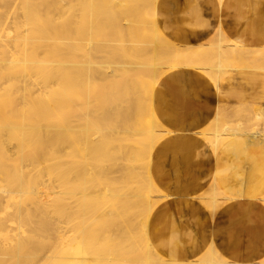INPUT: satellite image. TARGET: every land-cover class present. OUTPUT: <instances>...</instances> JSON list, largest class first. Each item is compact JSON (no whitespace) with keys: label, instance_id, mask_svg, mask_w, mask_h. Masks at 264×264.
Segmentation results:
<instances>
[{"label":"bare ground","instance_id":"obj_1","mask_svg":"<svg viewBox=\"0 0 264 264\" xmlns=\"http://www.w3.org/2000/svg\"><path fill=\"white\" fill-rule=\"evenodd\" d=\"M40 1H42V3H41L42 6L40 5L42 7V10L45 9V10L49 11V13L47 15H41V13H40L41 8H39L40 10L36 9L35 7L29 8V5L27 3H24V5L22 7L23 14L26 17V21L30 25V28H32V29L27 35H21V33H18V30L15 28V32H16L15 37L16 38H15V44L13 46L14 50H12L13 51L12 53H15V54H14V56L11 55V57L8 56L12 60H10V59L8 60V58L5 57L7 47L2 45V44L0 46V176L2 174V177H3L2 181L4 182L3 183L1 181L4 184V186L2 185L3 188L1 187L0 191L4 194L7 193V196L6 195L3 197L0 196V205H3V202L5 200L10 201L11 197H14L13 199H15V200L14 201L11 200L12 202L10 201V207L14 206V204H12V203H14L16 201V199L19 198V197L17 198V193H18L17 191H19L21 188H23L22 190L24 191V187H25V189H26L25 192H22V190H21L22 193L21 192L20 193L23 195L28 194L29 203H27L23 208L17 209V214H19L21 216L24 214L26 216L25 222L32 224L34 222L33 218H42L45 216L54 215V214L58 213V214L64 215V216H62V218L65 217L64 222H66L67 220H69L70 222L73 221L74 222L73 225H77L78 230H80V228L82 227L83 233H77L76 231H72V233L69 237H67V236H60L59 237L58 234H55V237H56L55 248L49 253L50 249H48L46 251L43 250V247L45 246V244H47V242H44L42 239L36 240L34 243L29 244L27 239H29L30 235H28L25 238H22L21 234L16 233V235L13 237L14 233L10 232V234L12 233V236L9 235V233H8V234L0 237V264H1V262L5 261V259H6L5 263L7 262L8 259H11V263L13 262L12 264H20L17 261L19 254L20 255L22 254V256L24 255V257L19 256L20 257L19 260H21V258H24V259H26L25 261H33L36 264H38L43 259H46V261L48 262L47 264H103V263H106V264H121V263H125V264H262L259 262L254 263L253 261H246V260H228V259L222 257L214 249L215 247L209 248V249L207 248V250L205 252L199 254L198 257H196V258L192 257L191 259L189 258V259L184 260V261L172 259L169 256H167L166 254L159 253L151 242L149 231H148V223H149V219H150V216H151L153 210L159 205V203L166 196H163L164 194L162 192H160L161 193L160 197H158L157 195H155V196H157L156 198H154L155 196L147 197L146 196L147 193H146V195H143V194H141V192L140 193L138 192L133 181L130 182V184L133 183L134 188H136V192L133 193V191H131V193H129L130 189H129V191H126L124 189L125 190V192H124L123 191V183L124 182L126 183V179H129L128 177H130V176H132V174H134V172L130 171L131 169H133L132 165L129 163L130 159H126L128 156H130V153H132V152L137 153V150H138V153L140 151L143 152V151L148 150L150 152V155H151V152L155 149L157 144L160 142V141H158L159 138H161L162 135L167 136L168 134H170V132L166 131L162 127L160 122L158 121L156 114H155V111H154V107H153V94H154L155 88H156L158 82L161 80V78L164 75H166L170 72H173L175 70L181 69V68L197 69V70L201 71L203 74H205L207 77L212 79V82L215 86V89L217 90V89H219L221 82L229 74H231L234 71H238L240 69H244L247 67L243 64L242 66H244V68H240L242 66H239V63L241 65L242 61H244V60L246 61L247 58L249 59L251 57H254L255 54H253V53H255V52H260V54H264V47L259 48V49H252V48L243 47L240 44H235L233 46L230 43L227 44V41L229 42V40L226 38L224 32L221 29L214 31L212 37L210 39H208V41L206 43L203 42V44H201L199 46L188 47V46H182L181 44L180 45L176 44V43L172 42L171 40H169L168 38H166L161 33V31L159 30V27L157 26V23L155 21V5H156L158 0H102V1L100 0V2H101L100 10L102 12L101 14H104V16H105V17L103 16L104 18H101L100 14H99V16H100V18H99L97 12L94 13L95 9H97V8L94 9V6L97 5V2H99L98 0H85V2L87 1V7L85 6L86 7L85 9H87V10L90 9L91 13H90V10H89V12H87V10H86V12L88 14L90 13L88 16V19H89L88 23L85 21L86 18L85 17L83 18L84 15L82 14L83 15V16H81L83 18L82 21L84 23L86 22L87 24H85V27H80L79 24L81 25V24H83V22L82 21L80 23L77 22L80 30H78L79 29V28L77 29L78 26L75 25V23H76L74 21L75 18L73 19L70 16L69 17H65L66 15H63L64 17L59 16L57 19H55V21L52 20L53 23H49V24L46 23V21L44 20V18L48 17V15L51 12H54L55 10H58L60 8L65 7L64 6L65 4H67V7H68L69 3L65 2L64 0H40ZM95 1H96V3H95ZM218 1L221 2V0H218ZM85 2H81V3L83 4ZM176 3H177L176 5H178V1ZM89 5H90V8H89ZM83 10H84V8H83ZM78 14L79 13H77V15ZM105 14H107V15H105ZM170 15H171V13H170ZM78 18H80L79 15H78ZM102 19H104V20H102ZM80 20L81 19H79V21ZM105 20L107 21V23L109 20L108 26L110 28H108V29L110 31L107 28H106V31L108 30V32H110V33L107 32V34H106L105 33L106 31L102 32V33L105 35V37L108 34H110L109 37L107 36L105 39H107V38L113 39L117 43L116 45L120 48H118V47L114 48L115 50L117 49L116 51H112L114 49H110V51H108V48H109L108 45L109 46L111 45V47H112L115 45V42L113 43V41L111 42L109 40L108 41L106 40L107 43L110 42L109 44H107L104 37H103L104 36L103 34H102L103 36L101 37V32H100V35L98 34L96 36L100 37L101 40L100 39L99 40L101 41V43L103 42L102 39H104L105 44L102 43L101 45H99L100 43L98 44L97 39H94L96 37V36H94L95 32L97 30H99L101 24ZM159 20H160V17H159ZM106 21L104 22L105 24H106ZM160 21H162V20H160ZM148 24L152 25L151 27L153 29V32L156 34V36H158L161 40H163L161 42L158 41L159 42L158 45H156L155 47L153 46V48L151 50L145 48L147 44L142 45L144 43L143 39L139 38V36L137 34H135V33H137L136 30L141 31L142 34H145L146 27H147V29L149 27ZM102 27H104L103 29H105V27H107V26L102 25ZM111 28H112V32L113 31L115 32V30H116L115 33L113 32L112 38H110L112 36L111 35V33H112ZM113 28H114V30H113ZM76 29L78 32L77 34L75 31ZM103 29H102V31H103ZM124 29L126 31H131L130 33H127L125 31L127 33V37L126 36L124 37V35H123ZM100 30H101V28H100ZM149 30H150V27H149ZM146 31H148V30H146ZM97 33H98V31H97ZM116 33L119 36L122 35V37H120L121 39H119V37ZM74 34H76L77 37H75ZM114 34H115V36H114ZM149 35H150V33H149ZM187 36H188V34H187ZM148 38L150 39L151 37L148 36ZM154 38H155V36L153 37V39ZM195 38H196V36H195ZM197 38H198V36H197ZM116 39H119L118 41H120V42H117ZM149 39H148V41H149ZM193 39H194V37H193ZM121 40H122V42H121ZM152 40L150 39L151 43L153 42ZM62 42L67 44L64 46H67L65 52L67 51L68 57H70L69 55L72 53L73 49L75 50V48H77V50L79 52V56L81 57V62L78 63V65H77V66H79L78 69H80V71H81L80 72L81 75H79V76H81V79L78 80L79 81L78 85H70V88H71L70 93H72V95H74L75 93L77 94V92H80L78 95V98H77L78 102H75V104H77V106H79V108L83 107L85 109L84 110L81 109L82 111H84V112H82V114H81V111L79 110V108H76V106H75V108H76V110L78 109V111H76L74 109H71V110H74V114H77V113H75V111L78 113L80 111V114L82 115V117H80L79 120H82V121L84 120V122L87 120L86 121L87 122V124H86L87 128L90 127L88 132L90 131V129H92V128L94 129L93 125H88V123L90 124V122H92V119H93L92 118L93 115H91L92 119H90L89 111L91 112L93 110V113H96V111H98L99 109L95 110L93 107V109L88 110L90 108H88V109L86 108L87 98H91L89 96V94L93 93V92H91L92 90L96 91L95 89L98 87L102 88L105 85H107V86L110 85L112 88L114 86H117L114 89V92H116V90H118V88H119L120 93L119 92L118 93L116 92V93L122 94L121 96L123 97L122 98L123 102L125 103V101H126L125 104L127 106L125 104L124 105H125V108L127 110H129V111L132 109L140 110L141 108H143L144 110L142 109L141 111H145V112H143V113H145V115H146V112H148L146 117L149 115V119L147 118L148 119L147 121H145V118L143 119L145 122H143L142 120L139 121V122L143 123L140 126V130L143 132H141L140 130H137V132L139 131L137 133L136 130H134V131L129 130L130 132H132L130 134V132H127L128 129L125 130L123 127H121L122 128L121 131L127 132V135H133L134 136L136 134H143V135L145 134L146 138H147V135H148V138L150 136L156 138V140L154 139V141L151 143V145H148V143H147L148 146L144 145L143 147H141V146H139V144H137L139 146V147L136 146L137 149H136V147H134V148H131L129 150H127V149L124 150L123 146L120 145L121 147H119L118 150L120 152L122 151L124 154V156H123V158H121V160L122 159L123 160L125 159V160L120 161L119 163H117L116 165H113V166H112V164L114 162H112V164L110 163L111 165H110V167H108V169L105 167H107L109 165L106 164V166H105V164L103 163L105 166L104 167L103 165L100 164L101 167L103 166L105 169H107V172H106V174H104L103 172L100 171L102 169L99 168L98 173L100 175H101V173L104 175L100 176L97 173L98 176H100V177H97V174H96L94 176V178L96 177L95 181H92V180L88 181L87 180L88 179V173H89L88 169L90 170V169H93L96 167V166L93 167L92 165H90L89 162L91 163V161H93L95 163V161H96L95 164H97V160H94L93 158L94 157L97 158L99 155L97 156V153H96V156H95V154L93 152H91L94 155V157L92 158V154L90 153V151L93 150L92 149V147H94L93 143H96V141H94V142L92 141V139L94 137L92 139H90V138H88V135L86 136V134L88 133L86 131V128L84 129L86 134L84 133L85 136L83 135L85 138V142H84V140L82 142L85 144V151H86V149L88 150L86 153L88 157H84L85 158L84 160L81 159L82 160L81 162H83L82 165L78 166L75 164V166H76L75 168H74V166L71 167V165H69L70 163L69 164L67 163V167L70 166L69 170L63 164L64 167L67 169V172H69L68 174L65 171L64 167H63L64 170L62 171L61 166L58 164L53 166V167H49V166H45V168L43 167V161H45V163H47L46 162L47 160L48 161L51 160V159L50 160L48 159V153H49L48 150L44 151L43 148L45 145H47V144L50 145L53 143V141L55 139L53 135L50 134L49 139H46L47 141L46 140L42 141V139L39 136H37L34 139H30V140L27 137L28 136L27 134H29V132L34 131V128L36 127V125L38 123L45 122V121H51L52 117L57 116L58 111H60L62 109L64 110V108H70L73 105L72 103H74L73 101L75 100V97L73 96L74 97L73 101H72L73 98L69 99V97H71L72 95L65 92L66 86L59 82V80H61L62 76H63L62 72H64V71H62V69H63L62 66H64V65L68 66L72 62L63 63L62 60H60L59 58L56 57L57 60L59 59L62 62V64H64V65H62L58 61L57 62L59 64L57 62L55 63L54 59H53L52 61L56 64V66L50 67L52 64L51 62L48 61V63H45L47 61H44V60L40 61L41 59L39 60V57L49 59V57L54 52L56 53V54H54V56H58V57H61L63 55L65 56V54H62V52H63ZM154 42H155V40H154ZM188 42H190V41H188ZM57 43H59V44L57 45ZM120 43L123 45L122 48H121L122 45ZM211 43H213V44L215 43L214 47L207 46V45H210ZM119 44H120V46H119ZM56 45L59 48V50L56 49V47H55ZM139 46L140 47L142 46L141 48H144L145 51H144V49L139 48ZM52 47H53V52H50V48H52ZM204 48L209 49L210 51H213L212 52L213 55L210 53L211 58H213V60L211 62H209V66L205 65V62H206L205 60H202L203 62L205 61L204 64H203V62L201 63L199 61L200 58L203 56V54H206L205 53L206 50ZM118 49H120V50H118ZM139 49H140V51L141 50L144 51V52L141 51V52H143V54L141 53L142 56L144 54H146V56H148L147 62H146V60L141 61V58H139L140 54H136L139 51ZM117 51H119V53L121 52L120 53L121 57L118 56V54H115ZM75 53H77V52H75ZM134 53L139 56V57L137 56L136 59H140V61L136 60L134 58L131 59L132 56H134ZM130 54H132V55L130 56ZM7 55H9V54H7ZM73 56H74V54H73ZM77 56H78V53H77ZM4 57H5V60H3ZM244 57L246 59H243ZM75 58H76V56H75ZM75 58H74V62H76ZM204 58L205 57L203 56V59ZM263 58H264V55H263ZM6 59L9 62L6 61ZM66 59L68 60V58H66ZM69 60H71V59L69 58ZM133 60H135L136 63H135V61L133 63ZM64 62H65V60H64ZM74 62L71 64V66H68V67L71 68L73 66V69L74 68L76 69L77 66H76V64L74 65ZM142 62H144V63L146 62V63L142 64ZM252 62L254 63V61H252ZM255 62H256V60H255ZM242 63H244V62H242ZM253 63L248 62V64H253ZM258 63H260V62H258ZM206 64H207V62H206ZM254 64L252 65V68H253V66H256ZM256 64H257V62H256ZM249 67L250 66H248V68ZM144 68H146V70L148 71V72L145 71V73H144V74H146V72L148 73L145 75V76H148L147 78H145V76H144L145 80L140 79L138 76V75H140L139 74L140 71ZM147 68H149V69H147ZM256 70H257V67H256ZM77 71H79V70H77ZM70 72H69V74H70ZM13 73L17 74V75L15 74L16 77L9 76ZM76 73L78 75V72H76ZM65 74H64V76L67 77L68 74L67 75H65ZM72 75H73V73H72ZM72 75H70V76H72ZM31 79H34L32 83H34L35 80L37 79V83H39V85L42 87L41 88L42 90H40V88H39L40 86L38 85V87H37L35 84L36 82L34 83L35 85L31 83V86L34 85V88L32 87L33 89L38 88L37 92H39V90H40L41 94L38 96L35 95V93H37V92H35L33 97H31L32 95L30 94V92H32V91H30V89L28 90L27 86L25 85V84H27V82H29V81L31 82L32 81ZM53 79L55 81H53ZM51 80L53 82L52 85H54V83H55V86H53V87H55L56 90H54L55 88L51 87ZM74 80H75V78H74ZM65 81H67V79ZM61 82H62V80H61ZM70 82H71V79H70ZM72 82H75V81H72ZM99 82L101 84H103L102 87L100 86V84L98 87H96V85H98ZM18 83H21V85H22V86L20 85L22 88H20L21 91L19 94H21V92L24 93L21 96L22 98L19 97L20 98L19 100L21 102H20V105L19 104L18 105L20 106V108H17L18 105H16V106L10 105L11 103H9V101H7L10 99L12 100L11 97L14 95L13 94L14 92H10L11 93L10 94V93H8L9 91H11V90L15 91V96H16V90L19 88ZM65 84L67 85V82H65ZM69 84H71V83H69ZM112 88L109 87L108 89L112 90ZM84 89H85V91H87L86 94H85ZM67 90L69 91V89H67ZM81 90L84 91V93L83 92L81 93ZM18 91H19V89H18ZM103 91H104V88H103ZM26 92H28V94ZM106 92H108L109 94H112V95L116 94L114 92L110 93L109 91H105L104 94ZM25 93L27 95H25ZM98 93H95L94 95H96ZM80 94H82V95H80ZM106 94L103 95V92L101 93L100 96L103 95V99L101 98L102 100H101V103H99V105L100 104H102V106L104 105L102 101L104 100V96H106L105 101L107 102L108 105L112 100H113V103L115 104L112 106V103H111V105H109V106L114 108V109H111L108 106L111 109V110L110 109L109 110L111 112H113V111L115 112V109L117 107L116 103H119L118 106L119 105L121 106V102H119L121 100V96L119 97L120 100L116 102L114 100L115 99L117 100L118 96H112V95H109V94L106 95ZM17 95H18V93H17ZM15 96H13V97H15ZM34 96H37V97H34ZM109 96H112L114 98L116 97V98L115 99L113 98L112 100H110V98H108ZM66 97H68V99ZM97 97H98V95H96V98H94V96H92V98H91L92 100L90 102L91 103L93 101L95 102L97 100ZM107 98L109 100H107ZM15 100H16V102L18 101L16 98H15ZM88 101H89V99H88ZM16 102H15V104H16ZM90 102H87L88 104H90L88 106H91ZM140 104H143V107L140 108ZM93 106H95V105H93ZM144 106H147L146 110H145ZM254 108L257 111L254 112L253 114H251L250 120L249 119L248 120L246 119V120H247V122L248 121L250 122L253 120L258 126L263 127L264 126V109L261 107H257V106H254ZM105 109H106V107H105ZM24 110L26 113L28 111L29 115L34 116L33 119L35 120V122L32 124L31 128H29L30 125L27 122L26 123L29 125V127L26 126L27 129L24 127V125L26 123L25 124L22 123L24 121L23 116L25 115ZM68 110H70V109H68ZM102 110H103V108H102ZM102 110H99L98 112H100V111L102 112ZM104 110L102 113H104L105 111L109 112V110H107V109L105 111ZM120 110H121V108H120ZM129 111L127 112L128 114H126V112L125 113L123 112L124 119H126L125 114H126V117L128 116L127 118H129V119H130V117H132V116L129 117V115H130ZM67 112H69V111H67ZM101 112H100V114L102 115ZM108 112H106V113H108ZM222 112L223 111L221 109H219L216 116L215 117L213 116L214 120L212 122L210 121L213 124L212 128H210L211 127L210 126L206 129L202 130L201 132L197 133L207 143V145L209 146V148L211 149V151L214 155V159H212L210 162H208L205 166L211 167L213 165H216L218 162H220L222 160L220 155L218 156L219 149H226V150L230 149V150L234 151L233 154L236 155L237 153L241 152V149L245 150V149H248L250 147L251 148L256 147L258 144L262 145V146L264 145V130L262 128L255 129V131H252V132H247V131L242 130V128H240L239 124H236L235 127H233V126L231 127L225 123H224L225 125L220 126V122L223 120L225 122V119H227V117L229 116V114H222ZM240 112H241V109L237 108L233 113H230V114H232V115L234 114V117L236 115V118H234V119L237 120ZM97 114H99V113H97ZM100 114L98 115V117L100 116ZM111 114L112 113H110V115ZM116 114H117V112H116ZM137 114H138V112L135 113L136 116L134 118H136V120L133 118V121L138 120ZM26 116L28 117L27 114H26ZM69 116H70V114H69ZM76 116L77 115L73 116L72 118L75 117L78 119V117H76ZM103 116L104 115H102V117ZM115 116H114V119H115ZM57 117H59V116H57ZM106 117L107 116L105 115L104 118H106ZM138 117L140 118V115ZM95 118H97V117H95ZM116 118H117V116H116ZM142 118L143 117L141 116L140 119H142ZM33 119H31V120H33ZM77 119H75V120H77ZM97 119L99 120V123H98L99 126L97 123H95V124H97V125H95L96 127L94 130L96 134L98 132V130H96V129H99L100 126L103 125V123H106V125L104 124L103 127L101 126V128L104 130L106 129L104 127L108 128V125H107L108 122L103 121V119H102V121L99 118H97ZM97 119H94V121L96 122ZM61 120L65 121L64 117H63V119L61 118ZM75 120L74 121L70 120L69 124H70V122L74 123ZM89 120H91V121L89 122ZM133 121H131V122H133ZM58 122H60V121H58ZM110 122H112V121H110ZM56 123H57V121H56ZM62 123L65 124L64 122H62ZM79 123H81V122H79ZM113 123H114V121H113ZM123 123H125V121ZM123 123H121V124H123ZM126 123L130 124V123H128V121H126ZM211 123H209V125ZM53 124H54V122H53ZM63 124H62V128L58 127L57 129L60 128L61 131H62V129L63 130L66 129V131L71 129V126L69 124H66L64 126H63ZM75 124L78 125L77 122H75ZM127 124L126 125L124 124L125 125L124 127H128L129 125H127ZM55 125L56 124H54V128L56 127ZM59 126H61V124ZM114 126L116 127V125H114ZM138 126L139 125H137V127ZM74 127L75 128H73V127L72 128L75 129V131H76L78 128H76L75 125H74ZM77 127H79V126H77ZM110 127L113 128V125ZM54 128H52V129H54ZM81 128L82 127H80L79 130H77V131L81 132L82 131ZM112 128H110V131L108 130L109 128L107 129L108 133H110V134H107L105 136L102 135V134H104V130H102L103 131L102 134H101V132L100 133L98 132V134H101L102 136H104V138L106 140H109L111 142V140H113V138H115L114 137L115 134L122 133L121 131H119V132L114 131V129H112ZM129 128H133V126H129ZM93 129H92V131H93ZM57 131H59V130H56V132ZM92 131H90L91 134H92ZM106 132L107 131L105 130V133ZM189 132H190V130H189ZM47 133L49 134V132H47ZM53 133H54V131H53ZM133 133H135V134H133ZM72 134L74 135V133H72ZM58 135H59V132H58ZM64 135H66L65 131H64ZM73 135H72V137H71V134L69 136L71 138H73ZM76 135H77V132L75 133L74 136H76ZM78 136L79 135H77V137ZM83 136H81V138ZM89 136H92V135H89ZM102 136H100V137H102ZM124 136H126V135H124ZM158 136H160V137H158ZM100 137L98 138L99 141H100ZM117 137L119 138V136H117ZM174 137L179 139V140L183 138L182 135H175ZM120 138L122 140L123 137H120ZM129 138H132V136H130ZM139 138H141L140 135H139ZM146 138H144V139H146ZM56 139H57V137H56ZM61 139H62V137H59L60 142H62V140H63V143L66 142V139H67V141L69 140V142L71 140L69 137H67V135L62 140ZM76 139L71 140L72 143H70V144L65 143V146L62 144V146H64L65 148L67 146V148H68V149H63L64 152H62V154H65L67 151L72 150V148L77 143ZM149 139H151V138H149ZM101 140H102V138H101ZM73 141L75 143H73ZM124 141H125V139H124ZM126 141H125V143H126ZM134 141L136 142L135 139H134ZM151 141H152V139H151ZM11 142H13V144ZM82 142L80 139L79 143H81V145L79 144L75 148V150H78V148H79L81 153H83V151H84V149H83L84 144L82 145ZM110 142H108V143H110ZM115 142H116V140H115ZM6 143L8 144V146L9 145L11 146L10 149H12V146H14L13 152H10L11 151L10 149H5V151L9 150V155H7V156L5 155L7 151L5 152V154H3V150H2V149H4L3 146L5 148H8ZM108 143L107 144L103 143L102 145H104V148H103V146H99L100 149L101 148L105 149L106 148L105 145H108ZM5 144L7 147L5 146ZM111 144H112V142L109 144V146ZM70 145L72 146V148ZM116 145L118 146V144H116ZM126 145H128V143ZM79 146L82 148H80ZM50 147L52 149V146H50ZM60 147H61V145H59V149H60ZM51 149H50V151H51ZM60 150H62V149H60ZM65 150H66V152H65ZM109 150H111V149H109ZM115 150H116V148H115ZM58 152H59V154H61L60 153L61 151H58ZM80 152L78 153L79 156L81 154ZM107 152L109 153V151H107ZM111 152H112V150L110 151V153ZM149 152H145V153H149ZM73 153H76V155H78L77 151L76 152L74 151ZM89 153L91 155L90 158H92L93 160H90L88 162ZM68 154H70V153L68 152ZM52 155H53V153H52ZM143 155L145 156L144 153H143ZM113 156H112V158H114ZM102 157H108L109 159H111L110 162L112 161V158H110L109 155L107 156V155L103 154ZM59 158H61L60 155H59ZM59 158H57V161ZM74 158H77V157L75 156ZM99 158H101V157H99ZM131 158L133 159V157H131ZM77 159L78 160H75L76 163L79 162L77 164H80L81 163L79 161L80 159L79 158H77ZM136 159H138V158H136ZM144 159H146V158H144ZM66 160L67 159H63V161H66ZM68 160L70 161V159H68ZM115 160H116V155H115ZM60 161H61V159H60ZM72 161H74V159ZM75 161L72 163V165L75 163ZM132 161L134 162V160H132ZM225 161H227V160L225 159ZM16 162H20L21 168H23V169L24 168H30L31 173H32V170H34V169H36L40 172L41 170L38 166L42 165V167H43L42 170H44L45 173L43 171V173H41V174L39 173V174L41 176L42 175L44 176V174H47L48 181L50 178V182H51V176H52V179L53 178L55 179L56 185L58 186V184L60 183L59 186L61 188H63V186H65V187L68 186L67 185L68 183H65V180L64 181L62 180L63 172H64V175H66V180L68 182V180H71L72 175L70 176V174H72L73 171L75 173V170H76V173H78L80 170H82V169L78 170L79 167H81V168H83V171H80L79 174L81 175L83 172V174H85L84 177H86V178H83V176H81L84 179V181H83V180H80V178L78 176H76L80 180L79 182L77 181L78 184L80 185V187L78 184H76L77 182L76 183L73 182L75 184V187L78 186V188L80 190V193L78 192L79 196L76 193L77 190H73L74 187H73V189L71 188L72 186H70V188L66 187L68 189V191L66 189V191L63 192V191H60L61 190L60 187L58 189V187L54 184V188L50 187V190L52 188L56 189V191H54V192L57 193V189H58V192H61V193H57V194L55 193L56 196L53 195V197H49L52 201V204L50 202L51 205H47V204H49V202H48L49 200H47V204H45L46 203L45 201H46V199H49L48 195L51 194L52 191L47 192L49 189V185H47V183L48 184H50V183L46 182V181H45L46 183H44L43 180H45L46 177H43L44 178L43 180H41L42 178L38 179L41 176L38 174V172L36 173V171H35V174L33 173L35 176L34 180H31V179H29V177H27L28 173H26V175H25L26 177L20 176V174H19L20 171H19V173H17L16 172L17 169H13L14 164ZM93 162H92V164H93ZM138 162L140 163V161H138ZM146 162L149 165L150 160L148 162V159H147ZM53 163H55V162H53ZM98 163H99V161H98ZM143 164L144 163L142 161V165ZM89 165L92 166V168ZM133 165H135V164H133ZM98 166L99 165L97 164L96 169H98ZM150 167H151V164H150ZM150 167L147 166L145 168H148L147 169V171H148ZM139 168H141V167L139 166ZM18 169H20V168H18ZM23 169H22V172H23ZM94 171L96 172L98 170H94ZM94 171H93V173L95 174ZM133 171H135V169ZM142 172H144V171H142ZM145 172H146V170H145ZM139 173L141 174V172H139ZM148 173H149L148 179L145 177L144 178L147 179L148 182L152 183L153 182V180H152L153 176H152L151 170H149ZM86 174H87V176H86ZM94 174H92V173L90 174L92 176L91 178H93ZM138 174L137 175L135 174L134 177L135 178L138 177ZM21 175H23V174H21ZM67 175L69 176V178L67 177ZM90 175H89V177H90ZM108 176H111L110 178H112V179H113V176L114 177L118 176V179H120V180H118V185L117 186L115 185V186L119 187V185H120L121 187L120 188L115 187L114 190H112V189H109V188H111V185H110V187L107 186V188H106V185H105V183H107L106 181L103 183L105 186L104 187L102 184V181L104 180V178L107 179ZM31 177H32V175H31ZM73 177L75 178V176H73ZM124 179H125V181H123ZM53 180H52V182H53ZM85 180H86V182H85ZM115 180L117 181V179H115ZM135 180L138 181L137 179H135ZM57 181H60V182L57 183ZM71 181H69V183H72ZM111 181H113V180H111ZM116 181H115V183H116ZM55 182H53V183H55ZM144 182L146 183V181H144ZM217 182H218L217 180H215V179L213 180V184L209 188L211 191H215L218 188L219 183H217ZM125 183H124V187L126 186ZM126 184H128V183H126ZM50 185L53 186V184H50ZM149 185H151V184H149ZM129 186L131 188V185H129ZM152 186L154 188H156V186L153 183H152L151 187ZM55 187H57V188H55ZM142 187L143 186H141L138 189L141 191ZM148 187L149 186L147 185V188L146 187L145 188L148 190ZM99 189H102V192ZM99 191L101 192L102 195H100ZM12 192H14L16 195ZM54 192H53V194H54ZM43 193L47 194L46 199H45V197L42 198V196H44V195H42ZM204 193L206 194V192H204ZM64 194H65V196H64ZM74 194H76L78 196L77 199H76V196L75 197L73 196L72 199L71 198L69 199V201L67 199L65 201L64 198H66V197L69 198L70 195H74ZM140 194L143 196L140 197ZM50 196H52V194ZM144 196H146L147 198H145ZM204 196L205 197H201L200 200H202V198L207 199L206 198V197H208L207 194ZM115 197H117V199H118V203H117L118 205L115 204L117 207H114L115 206L113 203V202H115V200H114L112 202V205H111V210L113 208H116V210L119 214L118 215H117V213L114 214L113 212L116 210L113 209L111 214H109V215L114 214L117 216V218H118V216H120L121 221L123 220L122 222L124 224V223H127L126 221H128V218H126V217L132 215V214H130L129 209H130V211L131 210H136L135 212L138 211V215H139L138 218L140 217L139 218L140 219L139 226L132 227V233H134L133 236L135 239L139 238L138 236L140 235L141 240L137 239V240H139V242H138L137 240L134 239L135 242H133L132 245L128 244L126 240L128 238L131 239V236H132V234H131L130 237H127L125 239V242L121 241V240H123V238L120 239V241H118L119 240L118 237L121 238V236H122L121 232H123V230L119 231L118 228L116 229L114 226L113 230L114 229L115 230L110 231L107 228L108 225H106L105 230L106 231L108 230L107 231L108 232L107 237H109V239H112V238L114 239V242L109 240L110 242H112V244H110V242H106V246L108 244L111 247H112V245L115 247H112L110 250H109V248H110L109 247L107 250H105L106 246H105L104 242L107 239V237L104 238V241L99 242L100 245H104L103 246L104 249H103L99 246V244H97L95 242L98 239V234L100 232H98V234H97V239L95 237L96 240H91L93 232H96V231H95V229L93 230V227L91 229L90 226L93 225L97 216H99L100 218L106 217L104 214H107V213H105L106 209L108 211V209L110 208V206H109L110 201H111L110 198L113 199ZM216 197H218V196L212 195L211 201L208 199V201H205V202L201 201V203L203 202L204 207L208 206L210 209V208H212L213 203L217 202V201H215ZM220 197L223 198L224 196H220ZM44 199H45V201H43ZM104 199H106L107 202H105ZM223 199L225 200V198H223ZM100 200H102V201L104 200V203H109L107 205V207H109V208H107L102 203L103 206L106 208L103 211L100 210V209L104 208V207H102ZM7 201L5 202L6 206L3 205L1 207V209H0L1 213L6 212L8 209H13L12 207L11 208L9 207V204H7V203H9V201L8 202ZM135 201H138V203H136ZM262 201L264 202V199H262ZM218 202H220V201H218ZM223 202H221V203H223ZM225 202H227V201H225ZM125 203H127V205H125ZM123 204H124V206L122 207ZM129 204H132L131 208L128 207ZM230 205H232V204H230ZM7 206H8V208H7ZM118 206H119V208H118ZM125 206H126V208H125ZM211 210H208V211L211 212ZM214 210H215V208H214ZM214 210H212V211H214ZM49 213H51V214H49ZM97 213H98V215H97ZM210 214H212V212ZM114 215H112V216H114ZM130 217H132V216H130ZM230 219H232V218H230ZM107 220L109 221V219H107ZM107 220H106V222H108ZM113 220H115V219H113ZM102 221H103V219L101 220V222ZM110 221H111V219H110ZM110 221L108 223H110ZM129 221H130V218H129ZM131 221H132V219H131ZM96 222H97V219H96ZM113 223H114V225H116V227H117V225L120 224V223L114 222V221H113ZM39 224H40L39 227L45 229V232H47V231L53 232V229L49 223L40 220ZM69 224H71V223H69ZM111 225H110L109 229L112 228ZM98 226L101 227V225H98ZM89 227L91 230H93V232L91 231V233L89 232L87 234H84V232H87V229ZM100 227H98V228L100 229ZM119 227H120V225H119ZM70 228L72 229L74 227H70ZM77 229L74 228V230H77ZM85 229H86V231H84ZM126 229L129 230V228H126ZM115 231H119L120 234L118 233V236H117V232L114 233ZM129 231H131V230H129ZM105 232L99 234L100 241L103 240L101 234H104V236H105ZM125 233H127V231ZM94 234L96 235V233H94ZM108 234H111V236H108ZM112 234H113V236L115 234V236L113 237ZM178 236H181V234H178ZM30 237H32V236H30ZM122 237H125V236H122ZM116 238H117V240H115ZM129 239H128V242L130 241ZM116 241H118L120 245L123 244L124 247L126 246L125 243H127V245H131V246H130V248L125 249L123 247V245H121L122 248L125 249V250H123L121 247H118L119 244L116 245V243H117ZM120 242H122V243H120ZM130 242H132V241H130ZM230 243H232V242H230ZM239 245H241V244H239ZM211 246H213V245H211ZM235 246H237V245H235ZM116 248H117V251H116ZM145 248H146V251H147V248L149 249V251L146 252ZM123 254H125L126 256L128 255L127 256L128 258H125V255H123ZM51 255H52V258L50 261ZM121 255H123L124 258H120L119 256H121ZM15 257H17L16 260H15ZM13 258H14V261H12Z\"/></svg>","mask_w":264,"mask_h":264},{"label":"crops","instance_id":"obj_2","mask_svg":"<svg viewBox=\"0 0 264 264\" xmlns=\"http://www.w3.org/2000/svg\"><path fill=\"white\" fill-rule=\"evenodd\" d=\"M155 19L165 37L182 46L206 43L221 29L233 43L264 47V0H158ZM153 106L158 121L170 132L151 158L153 179L166 196L149 219L153 246L182 261L210 247L228 260L264 261V145L236 155L219 149L222 160L210 167L205 165L214 155L197 134L211 125L219 109L229 115L241 109L237 120L229 116L228 125L239 124L247 132L264 130L246 120L252 106L264 109V72L240 69L216 90L201 71L181 68L158 82ZM214 179L219 185L211 191ZM204 192L225 198L212 214L201 203Z\"/></svg>","mask_w":264,"mask_h":264},{"label":"rangeland","instance_id":"obj_3","mask_svg":"<svg viewBox=\"0 0 264 264\" xmlns=\"http://www.w3.org/2000/svg\"><path fill=\"white\" fill-rule=\"evenodd\" d=\"M65 2H67V3H69V6L67 7V4H65L64 6L65 7H63V8H60V9H58V10H55L54 12H51L49 15H48V17H46V18H44V20L46 21V23H53V21H55V19H57L59 16L61 17V16H63V15H66L65 17H72L73 19H74V21L76 22L75 23V25H77L78 26V24H77V22L78 23H80L82 20H83V18L85 17L86 19H85V21L88 23L89 22V19H88V16H89V14L91 13V10H90V13L88 14L87 12H89V10H87V9H85L86 7H87V1L85 2V0H64ZM99 2H97V5L96 6H94V9L95 8H97V9H95V11H94V13H96L97 12V14H98V16H99V14H100V16H101V18H104L105 16H104V14H101L102 12H101V10H100V8H101V2H100V0H98ZM102 1V0H101ZM81 2H85V3H81ZM158 2V1H157ZM24 3H27L28 5H29V8H32V7H35L36 9H38V10H40L39 8H41V10H40V13H41V15H47L48 13H49V11H47V10H45V9H43L42 10V5H41V3H42V1H40V0H0V46H1V44L2 45H4V46H6L5 48H6V53H5V57L6 58H8V60L10 59V57H11V55L12 56H14V54L15 53H12L13 51L12 50H14V44H15V34H16V32H15V28L18 30V33H21V35H27L30 31H31V29L32 28H30V25L27 23V21H26V17L24 16V14H23V10H22V7H23V5H24ZM94 3V2H93ZM95 3H96V1H95ZM89 4V3H88ZM41 5V6H40ZM156 5H157V3H156ZM156 5H155V10H156ZM83 6V7H82ZM86 6V7H85ZM83 8H84V10H83ZM89 8H90V5H89ZM82 10V11H81ZM86 10H87V12H86ZM81 12V13H80ZM100 12V13H99ZM77 13H79L78 15H79V17L80 18H78V15H77ZM84 16H83V15ZM105 15H107V14H105ZM75 16V17H74ZM81 16H83V18L81 17ZM100 16H99V18H100ZM104 16V17H103ZM64 17V16H63ZM78 18V19H77ZM107 18V17H106ZM105 18V19H106ZM79 19H81L80 21H79ZM53 20V21H52ZM77 20V21H76ZM102 20H104V19H102ZM101 20V21H102ZM107 20V19H106ZM105 20V21H106ZM52 21V22H51ZM105 21H103V23L105 22ZM155 21H156V19H155ZM83 22V21H82ZM84 23L83 22V24H79V26L80 27H85V24H87V23ZM101 24V26H100V28H101V30H100V28H99V30H97L98 31V33H97V31L95 32V34H94V36H96V35H100V32H101V37L104 35L102 32H105L106 31V28L108 29V28H110L108 25V23H109V20H108V23H107V21H106V24L104 23V24ZM102 25L104 26H107V27H105V29H103L104 27H102ZM79 26L77 27V29L79 28ZM111 26V25H110ZM114 26V25H113ZM148 26L150 27V30H149V27H148V29H147V27H146V29H145V34H142V32L141 31H139V30H136L137 31V33H135V34H137L138 36H139V38H141V39H143V41H144V43L142 44L141 42V44L142 45H145V44H147L146 45V47L145 48H147V49H149V50H151L152 48H153V46L155 47L156 45H158V43L159 42H161V41H163V40H161L158 36H156V34L153 32V29H152V25L151 24H148ZM112 27V26H111ZM77 29L75 30L76 31V34L78 33L77 32ZM102 29H103V31H102ZM78 30H80V28L78 29ZM109 30V29H108ZM108 30L105 32L106 34H107V32H108ZM113 30H114V28H113ZM146 30H148V31H146ZM160 30V29H159ZM110 31V30H109ZM126 30L124 29V37L126 36L127 37V33H130L131 31H126ZM111 32H112V28H111ZM114 32V31H113ZM113 32L111 33V37L110 38H112L113 37ZM115 32H116V30H115ZM114 32V33H115ZM108 33H110V32H108ZM134 33V32H133ZM149 33H150V35H149ZM162 33V32H161ZM76 34H74V36L75 37H77L76 36ZM103 34V35H102ZM117 34V33H116ZM154 34V35H153ZM163 34V33H162ZM109 35L110 34H108L107 36L109 37ZM118 35V34H117ZM150 36L151 38V40L153 39V37L155 36V38L152 40L153 42H154V40H155V42L153 43H151V41H150V39L148 38V36ZM164 35V34H163ZM106 36V37H107ZM114 36H115V34H114ZM165 36V35H164ZM97 37V38H96ZM94 39H97V42H98V44L99 45H101L102 43L103 44H105V42H104V39L106 38L105 37V35L103 36L104 37V39H102L103 40V42L101 43V39H100V37H98V36H96ZM118 37H119V39H121L120 37H122V35L121 36H119L118 35ZM115 38V37H114ZM149 39V41H148V39ZM79 39V38H78ZM100 39V40H99ZM119 39H116L117 40V42H120V41H118ZM140 39V40H141ZM146 39V40H145ZM80 40V39H79ZM113 41V43L115 42L113 39H105V41ZM96 41V40H95ZM107 41H106V43H107ZM159 41V42H158ZM65 42V41H64ZM64 42H62V44H63V52H62V54H65V56L63 55V56H61V57H58V56H54V54H56L55 52L54 53H52V55L49 57V59L51 60H49L48 58H43V57H39V60L40 61H47V62H45V63H48V61L49 62H51L52 64H51V66L50 67H55L56 66V62L58 61L59 63H61L62 64V62L63 63H70V62H74V58H75V56H76V58L79 56V52H78V50H77V48H75V50L73 49V51H72V53L69 55L70 57H68L67 56V51L65 52V50H66V48H67V46H64V45H67L66 43H64ZM121 42H122V40H121ZM68 43V42H67ZM110 42H108L107 44H109ZM231 44L232 46L233 45H235V44H237V43H234L233 44V42H231V41H227V44ZM59 43H57V45H58ZM106 44V45H107ZM117 43L115 42V45H116ZM121 44V43H120ZM120 44H119V46H120ZM140 44V45H141ZM215 44V43H214ZM214 44L213 43H211L210 45H207V46H209V47H214ZM57 45L55 46L56 47V49L57 50H59V48L57 47ZM112 46L111 47V45L109 46L108 45V51H110V49H114V48H117L118 46L116 45V46ZM122 45V44H121ZM152 45V46H151ZM123 47V45L121 46V48ZM142 47V46H141ZM140 46H139V48H141ZM149 47V48H148ZM118 48H120V47H118ZM141 49H144V48H141ZM206 51H205V53L206 54H203V56L205 57L204 59H203V56L200 58V62L202 63L203 61L202 60H205L206 62H207V64H206V62H205V65H208L209 66V62H211L212 60H213V58H211V54L213 55V51H210L209 49H206V48H204ZM39 50V49H38ZM117 50V49H116ZM115 49L114 50H112V51H116ZM118 50H120V49H118ZM240 50V49H239ZM141 51H143V50H141ZM140 51V49H139V53L137 52L136 54H140V57L138 56V55H136L135 53H134V56H132V58L131 59H136L137 58V56L139 57V58H141V61H145L146 60V62L148 61L147 59H148V56H146V54H144L143 56H142V54H143V52L145 51V49H144V51L143 52H141ZM50 52H53V47L52 48H50ZM75 52H77L78 53V56H77V53H75ZM115 53V52H114ZM121 53V52H120ZM120 53H119V51H117L115 54H118V56H120L121 57V55H120ZM142 53V54H141ZM146 53V52H145ZM211 53V54H210ZM7 54H9V55H7ZM73 54H74V56H73ZM76 54V55H75ZM133 54V53H132ZM132 54H130V56L132 55ZM253 54H255V56L254 57H251V58H247V62L244 60V61H242V62H244V63H242L241 62V65H240V63H239V66H242L243 64L245 65V66H247L246 67V69H256V67H257V70H259V71H261L262 70V72H264V58H263V55L264 54H260V52H255V53H253ZM252 54V55H253ZM8 56H10V57H8ZM136 56V57H135ZM5 57L3 58V60H5ZM54 57V58H53ZM59 58L60 60H62V62L58 59L57 60V58ZM63 57V58H62ZM65 57V58H64ZM66 58H68V60L66 59ZM69 58L71 59V60H69ZM75 58V61L77 62H74V65L76 64V66L78 65V63H80L81 62V57L79 56L77 59ZM124 58V57H123ZM146 58V59H145ZM253 58V59H252ZM54 59V62L52 61ZM242 59V58H241ZM243 59H246L245 57L243 58ZM7 59H6V61H8ZM10 60H12V59H10ZM64 60H65V62H64ZM80 60V61H79ZM136 60H139L140 61V59H136ZM239 60V59H238ZM255 60H256V62H257V64H256V62H255ZM67 61V62H66ZM132 61V60H131ZM134 61L135 60H133V63H134ZM252 61H254V63L252 62ZM9 62V61H8ZM57 62V63H58ZM145 62V63H146ZM204 62H203V64H204ZM248 62H250V63H253L254 65H256V66H253V68H252V65L253 64H248ZM258 62H260V63H258ZM58 63V64H59ZM72 63H70V65H68V66H71V64ZM135 63H136V61H135ZM139 63V62H138ZM144 62H142V64H145ZM199 63V62H198ZM54 64V65H53ZM238 64V63H237ZM62 65H64V64H62ZM204 65V66H205ZM68 66H62V68L64 69H62V71H64V72H62V74H63V76H64V74L65 75H67V77L66 76H62V82H61V80H59V82L61 83V84H64L66 87V90H65V92H67L68 94H70V95H72V93H70V91H71V88H70V85H78L79 84V79H81V76H79V75H81L80 74V69H78V67L79 66H77L76 67V71L73 69V66L70 68V67H68ZM248 66H250L249 68H248ZM68 69H67V68ZM71 70H70V69ZM240 68H244V66H242V67H240ZM73 69V70H72ZM147 69H149V68H147ZM188 69V68H187ZM245 69V68H244ZM70 72V74H69V72ZM77 70H79V71H77ZM192 70H197V69H192ZM66 71V72H65ZM145 71H147L146 70V68H144V69H142L141 71H140V75H138L139 76V78L140 79H143V80H145V78H147L148 76H145L146 74H148L147 72H146V74H144L145 73ZM76 72H78V75H77V73ZM235 72V71H234ZM72 73H73V75H72ZM233 73V72H232ZM15 74L16 73H13V74H11V75H9V76H14V77H16L15 76ZM75 74V75H74ZM17 75V74H16ZM70 75H72L74 78H75V80H74V78L72 77V76H70ZM230 75V74H229ZM228 75V76H229ZM144 76H145V78H144ZM227 76V77H228ZM77 77V78H76ZM73 78V79H72ZM67 79V81H65ZM70 79H71V82H70ZM7 80V79H6ZM32 81L29 83V82H27V84H25L26 86H27V89L29 90L30 89V91H32V92H30V94L32 95L31 97H33V95H34V93L35 92H37V89L35 88V89H33L34 88V85L36 84V86L38 87V85H39V83H37V79L35 80V84L34 83H32L33 82V80L34 79H31ZM212 80V79H211ZM53 81H55L54 79H53ZM72 81H75V82H72ZM65 82H67V85L65 84ZM31 83L32 84H34L33 86H31ZM52 80H51V87H53V86H55V83H54V85H52ZM69 83H71V84H69ZM222 83V82H221ZM99 84H100V86L102 87L103 86V84H101L100 82L98 83V85H96V87H98L99 86ZM18 89H19V91H18V89L16 90V96H15V91H13V90H11V91H9L8 93H10V92H14L13 94V96H15V97H11L12 98V100L10 101V100H7V101H9V103H11L10 105H14V106H16V105H20V98L19 97H21L24 93L23 92H21V94H19L20 93V91H21V89L20 88H22L21 86V83H18ZM21 85V86H20ZM30 87H29V86ZM40 86V85H39ZM61 86V85H60ZM107 85H105L104 87H102V88H96L95 90L96 91H91V92H93L92 94H89V96L92 98V96H94V98H96V95H98V97H97V100L94 102H90L92 99L91 98H87V101H86V108L88 109V108H90V109H88V110H91V109H93V107H94V109L95 110H102V108H103V110L105 109V107H106V109L107 110H109L110 108L111 109H114V108H112V107H110L109 105H111V103H112V106L113 105H115L114 103H113V98L114 97H112V96H118L117 98V100L115 99L114 101H119L120 100V96L122 95V94H117L118 92H119V88H118V90H116V92H114V89L117 87V86H114L113 88L110 86V85H108L107 87H106ZM33 87V88H32ZM106 87V88H105ZM112 88V90L111 89H108V88ZM157 87V86H156ZM32 88V89H31ZM40 88V90H42L41 88V86L39 87ZM53 88H55V87H53ZM52 88V89H53ZM103 88H104V91H103ZM67 89H69V91L67 90ZM156 89V88H155ZM35 90V91H34ZM40 90H39V92H40ZM54 90H56V88L54 89ZM8 91V90H7ZM84 91H85V89H84ZM84 91H82L81 90V93L83 92L84 93ZM105 91H109L110 93H116V94H109L108 92H106L105 94L106 95H112V96H109L108 98H110V100H112L110 103H109V105L107 104V102L105 101V98H106V96H104V100L102 101L103 102V106H102V104H100L99 105V103H101V100L103 99V95H105L104 94V92ZM39 92H37V93H35V95H40L41 94V92L39 93ZM86 92L87 91H85V94H86ZM98 93V94H96V95H94L95 93ZM103 92V95L102 96H100L101 95V93ZM155 92V91H154ZM17 93H18V95H17ZM27 94H28V92H26ZM25 93V95H27ZM79 93L80 92H77V94L75 93L74 95H72L71 97H69V99L71 98H73L72 99V101L74 100V97H75V100L73 101L74 103H72L73 105L70 107V108H64V110L62 109V110H60V111H58V113H57V116H59V117H57V116H55V117H52L51 118V121H45V122H41V123H38L37 125H36V127L34 128V131H32V132H29V134H27L28 136V138H29V140L30 139H34V138H36L37 136H39L41 139H42V141H45L46 139H49V135L51 134V135H53L54 136V141H53V143L52 144H50V145H45L44 146V148H43V150L45 151V150H48V159L50 160V161H46L47 163H45V161H43V167L45 168V166H49V167H53V166H55V165H60L61 166V170L63 171L64 169H65V171L67 172V169L69 170V168H70V166L69 165H71V167L72 166H74V168L76 167L75 166V164L76 165H82V163L83 162H81L82 160H84L85 158L84 157H88L87 156V149H86V151H85V144L82 142L83 140H84V142H85V138H84V136H85V128H86V131L88 132V130H89V128H87V120L84 122V120L82 121V120H79V118L80 117H82V112H84V111H82L81 109H85V108H83V107H80L79 108V106H77V104H75V102H78V100H77V98H78V95H79ZM120 93V92H119ZM123 93V92H122ZM11 94V93H10ZM80 95H82V94H80ZM84 95V94H83ZM124 95V94H123ZM154 95V94H153ZM37 96H34V97H37ZM74 96V97H73ZM77 96V97H76ZM112 97V98H111ZM15 98L18 100L17 102H16V100H15ZM22 98V97H21ZM67 99H68V97H66ZM65 98V99H66ZM102 98V99H101ZM107 98V100H109ZM123 97L121 96V100L119 101V102H121V106L119 105L118 106V104L119 103H116V105H117V107L119 108H117L116 107V109H115V112L113 111V112H111L110 110H109V112L108 111H105L104 113H102L103 112V110H102V115H104L103 117H102V115L100 114V112H98V111H96V113H93V110L90 112L89 111V115H90V119H92V122H90L91 120H89V122H90V124L88 123V125H93L94 126V129H93V131L95 130V125H97L98 123H99V120L97 119V118H99L101 121H102V119H103V121H106V122H108L107 123V125H108V128L107 127H104V128H106L105 130L107 131L106 133H105V130L104 129H102L101 128V126L103 127V125L105 124L106 125V123H103V125H101L100 126V128L99 129H96V130H98V132L100 133L101 132V134H102V130H104V134H102V135H107V134H110V133H108V130L110 131V128H112V127H110V126H112L113 125V128L112 129H114V131H121L122 130V128L121 127H123L125 130L126 129H128V131L127 132H130L131 130L132 131H134V130H136V132H137V130H140V126L143 124L142 122H139V121H143V122H145V121H147L148 119H149V115L146 117V115H147V113L148 112H146V115H145V113H143V112H145V111H141L143 108H141V107H143V104H140V110H135V109H132V110H127L126 108H125V103H126V101H125V103L123 102V99H122ZM88 99H89V101H88ZM125 99V98H124ZM84 100V99H83ZM98 101V102H97ZM15 102H16V104H15ZM19 102V103H18ZM85 102V101H84ZM87 102H90L91 103V106H88V105H90V104H88ZM14 103V104H13ZM98 104V105H97ZM106 104V105H105ZM125 104V105H124ZM18 105V106H19ZM93 105H95V106H93ZM124 105V106H123ZM17 106V108H20V106L18 107ZM75 106H76V108H79V110L81 111V114H80V111H79V113L78 112H76V111H78V109L76 110V108H75ZM88 106V107H87ZM105 106V107H104ZM110 108H109V107ZM127 106V105H126ZM74 107V108H73ZM102 107V108H101ZM139 107V106H138ZM146 107L147 106H144V108H145V110H146ZM154 107V106H153ZM120 108H121V110H120ZM68 109H70V110H68ZM71 109H74V110H76L75 111V113H77V114H74V110H71ZM251 109H252V111H251V113L253 114L254 112H256L257 110H255V108H254V106H252L251 107ZM66 110V111H65ZM120 110V111H119ZM144 110V109H143ZM27 111V110H26ZM67 111H69V112H67ZM122 111V112H121ZM129 111V117L130 116H132V117H130V119L129 118H127L126 117V114H128L127 112ZM134 111V112H133ZM148 111V110H147ZM65 112V113H64ZM67 112V113H66ZM106 112H108V113H106ZM116 112H117V114H116ZM119 112V113H118ZM123 112L125 113L126 112V114H125V118L127 119H124V116H123ZM131 112V113H130ZM138 112V114H137V121H133V118L136 116L135 115V113H137ZM97 113H99L100 114V116L98 117V115L99 114H97ZM110 113H112L111 115H110ZM122 113V114H121ZM143 113V114H142ZM24 118H23V122L22 123H28L29 125H30V127H29V125L26 123L25 125H24V127L27 129V127H29V128H31L32 127V124L35 122V120L33 119L34 118V116L33 115H29V112L27 111V113L25 112V110H24ZM26 114L28 115V117L26 116ZM65 114V115H64ZM69 114H70V116H69ZM74 114V115H73ZM84 114V113H83ZM114 114V115H113ZM142 114V115H141ZM64 115V116H63ZM75 115H77L76 117H78V119L77 118H72L73 116H75ZM91 115H93V117L91 118ZM105 115L107 116L106 118H104L105 117ZM113 115V116H112ZM117 116V118H116V116ZM122 115V116H121ZM140 115V118H141V116L143 117L142 119H140L138 116ZM26 116V117H25ZM32 116V117H31ZM67 116V117H66ZM114 116H115V119H114ZM229 116H231L233 119L234 118H236V115H235V117H234V114L233 115H229ZM227 117V119L228 118H230V117ZM63 117H64V119H65V121L64 120H61V118L63 119ZM95 117H97V118H95ZM112 117V118H111ZM123 117V118H122ZM250 117L251 116H248L247 117V120L249 119L250 120ZM67 118V119H66ZM145 118V121L143 120ZM148 118V119H147ZM27 119V120H26ZM31 119H33V120H31ZM53 119V120H52ZM72 120V121H74L75 119H77V120H75V122H77L78 123V125H76L75 124V122L74 123H72V122H70V124H69V121L70 120ZM74 119V120H73ZM84 119V118H83ZM94 119H97V121L95 122L94 121ZM135 120H136V118H134ZM227 119H225V122H224V120L223 121H221L220 122V126H222V125H225V124H227L228 123V121H226ZM68 120V121H67ZM112 121V122H110V121ZM33 121V122H32ZM54 122V124H56L55 126V128H54V124H53V122ZM56 121H57V123H56ZM58 121H60V122H58ZM67 121V122H66ZM113 121H114V123H113ZM117 121V122H116ZM125 121V123H123ZM126 121H128V123H130V124H127L126 123ZM131 121H133V122H131ZM31 124H30V123ZM52 122V123H51ZM62 122H64L65 124H63ZM79 122H81V123H79ZM84 122V123H83ZM249 122V121H248ZM250 122H253V124H255V122L252 120V121H250ZM258 122V121H257ZM72 123V124H71ZM95 123H97V124H95ZM121 123H123V124H121ZM136 123V124H135ZM225 123V124H224ZM61 124V126H59ZM62 124H63V126L64 125H66V124H69L70 126H71V131L70 130H67L66 131V129L65 130H63L62 129V131H61V129L60 128H62ZM76 126V128H78L77 130H79V128L80 127H82L81 129H82V131L80 132V131H75V129H73V128H75L74 127V125ZM81 126H80V125ZM84 124V125H83ZM127 124V125H129V126H133V128H129V126L128 127H124L125 125ZM135 124V125H134ZM83 125V126H82ZM114 125H116V127L114 126ZM122 125V126H121ZM137 125H139L138 127H137ZM27 126V127H26ZM77 126H79V127H77ZM98 126H99V124H98ZM211 126V127H210ZM209 127L210 128H212L213 127V124L211 123V125H210ZM229 126H231L232 127V125H229ZM236 125H234L233 127H235ZM58 127H60L59 129H57ZM73 127V128H72ZM52 128H54V129H52ZM52 129V130H51ZM80 129V130H81ZM92 129H90V131H92ZM108 129V130H107ZM117 129V130H116ZM123 129V130H124ZM30 130V129H29ZM28 130V131H29ZM56 130H59V131H57L56 132ZM130 130V131H129ZM53 131H54V133H53ZM64 131H65V133H66V135H67V137H69L71 140H74V139H76L77 140V143L75 144V146L72 148V146H71V148H72V150H70V151H67L66 152V150H65V154H62V152H64L63 151V149H68L67 148V146H66V148L64 147L65 146V143L66 144H70V143H72L71 142V140H70V142H69V140L67 141V139H66V142L65 143H63V138L64 137H66V135H64ZM74 131V132H73ZM90 131L86 134V136L88 135V138H90V139H92L93 137V139H92V141L94 142V141H96V143H93V146L94 147H92V151H90V153L91 152H93L94 154H95V156H96V153H97V158H95L94 157V155H93V153H91L92 154V158L94 159V160H97V164L99 165L98 166V169H96V167H97V164H95L96 163V161H95V163L93 162V161H91V163L89 162L90 160H93L92 158H90L91 157V155H90V153H89V159H88V162H89V164L90 165H92L93 167H95V168H93V169H88V171H89V173L91 174H94L93 173V171L94 170H98V171H94L95 172V174L93 175V178H94V176L99 172V168H101L102 170H100L101 172H103L104 174H106V172H107V169H108V167H110V165L112 164V162H114L113 164H112V166L113 165H116L117 163H119L120 161H124L123 159L121 160V158H123V156H124V154H123V152L121 153L118 149H119V147H121V146H123V148H124V150L125 149H127V150H129V149H131V148H134V147H139V146H141V147H143L144 145H147V143H148V145H151V143L154 141V139L156 140V138L155 137H151L150 135V137L149 138H151L152 139V141H151V139H149L148 138V135H147V138H146V135L144 134H136V135H127V132H125V131H121L122 133H118V134H115V138H113V140H111V142H112V144L109 146V144L111 143L109 140H106L105 138H104V136H102L101 134H98V132H97V134L95 133V131L93 132L92 131V134L90 133ZM141 131V130H140ZM255 131V130H254ZM47 132H49V134L47 133ZM51 132V133H50ZM58 132H59V135H58ZM77 132V135H79L78 137H77V135L76 136H74L75 135V133ZM125 132V133H124ZM135 132V133H136ZM139 132V131H138ZM137 132V133H138ZM141 132H143V131H141ZM72 133H74V135L72 134ZM85 133V134H84ZM90 133V134H89ZM94 133V134H93ZM132 132H130V134H131ZM135 133H133V134H135ZM61 134V135H60ZM71 134V137H72V135H73V138H71L69 135ZM163 134V133H162ZM161 134V135H162ZM84 135V136H83ZM89 135H92V136H89ZM98 135V136H97ZM124 135H126V136H124ZM139 135H140V137L141 138H139ZM57 137V139H56V137ZM81 136H83L82 138H81ZM97 136V137H96ZM100 136H102V137H100ZM117 136H119V138L117 137ZM130 136H132V138H129ZM166 135H162L161 136V138H159V140L158 141H161L164 137H165ZM59 137H62V142H60V140H59ZM96 137V138H95ZM100 137V141H99V138ZM120 137H123L122 138V140H121V138ZM128 137V138H127ZM157 137V136H156ZM158 137H160V136H158ZM101 138H102V140H101ZM127 138V139H126ZM144 138H146V139H144ZM80 139H81V142H82V145H83V149H84V151H83V153H81L80 152V150H79V148H78V150H75V148H76V146H78L79 144L81 145V143H79V141H80ZM89 139V140H90ZM104 139V140H103ZM124 139H125V141H126V143H125V141H124ZM130 139V140H129ZM134 139L136 140V142L134 141ZM148 139V140H147ZM161 139V140H160ZM65 140V139H64ZM115 140H116V142H115ZM118 140V141H117ZM121 140V141H120ZM144 140V141H143ZM47 141V140H46ZM151 141V142H150ZM108 142H110V143H108ZM150 142V143H149ZM12 144H13V142H11ZM73 143H75L74 141H73ZM103 143H105V144H107L108 143V145H105L106 146V148L105 149H103L104 148V145H102ZM115 143V144H114ZM128 143V145H126ZM7 144V143H6ZM6 144H5V146H6ZM62 144L64 145V146H62ZM101 144V145H100ZM116 144H118V146L116 145ZM127 146H125V145ZM134 146H133V145ZM137 144H139V146L137 145ZM59 145H61V147H60V149H62V150H60L59 149ZM113 145V146H112ZM121 145V146H120ZM147 145V146H148ZM7 146H8V144H7ZM6 146V147H7ZM10 146V145H9ZM8 146V148H5L4 146H3V148L4 149H2L3 150V154H5V152H6V156L7 155H9V150H6L5 151V149H10L11 148V146L9 147ZM50 146H52V149H51V147ZM69 146V145H68ZM98 146V147H97ZM99 146H103V148H101L100 149V147ZM129 146V147H128ZM80 147V146H79ZM112 147V148H111ZM137 147H136V149H137ZM70 148V147H69ZM80 148H82V147H80ZM115 148H116V150H115ZM14 146H12V149H10L11 151L10 152H13L14 150ZM50 149H51V151H50ZM109 149H111L112 150V154L110 153V151L111 150H109ZM149 149V148H148ZM100 150V151H99ZM58 151H61L60 153L61 154H59V152ZM76 152L77 151V154L80 152L81 154H80V156H79V154L78 155H76V153H73V152ZM79 151V152H78ZM99 151V152H98ZM107 151H109V153L111 154H109ZM117 151V152H116ZM119 151V152H118ZM154 151V150H153ZM153 151L151 152V155H150V152L148 151V150H146V151H140L139 153H138V150H137V153L136 152H132V153H130V156H128L126 159H130V161H129V163L132 165V167H133V169H131L130 171H132V172H134V174H132V176H130V177H128L129 179H126V183H128L129 185H131V188H130V186L128 185V184H126L125 182V185L127 186H125L124 187V183H123V191L125 192V190L126 191H129V189H130V192L129 193H131V191H133V193H135L136 192V188H137V190H138V192L140 193L141 192V194H143V195H146V193H147V197H149V196H155V195H157L158 197H160V192H162L163 193V191H161V189L156 185V183H155V180L154 179H152L153 180V184L156 186V188H154L153 186L151 187V185H152V183L151 182H148L147 181V179H148V175H149V170H151V168H149V170L147 171V169L148 168H145V167H150V164H151V158H152V153H153ZM53 153V155H52V153ZM57 152V153H56ZM68 152L70 153V154H68ZM102 152V153H101ZM114 152V153H113ZM145 152H149V153H145ZM143 153L145 154V156L143 155ZM109 155L110 156V158H112V156L114 157V158H112V161L110 162V160L111 159H109L108 157H102V155ZM118 154V155H117ZM120 154V155H119ZM123 154V155H122ZM59 155H60V157L61 158H59ZM63 155V156H62ZM101 155V156H100ZM115 155H116V160H115ZM133 155V156H132ZM136 155V156H135ZM31 156V155H30ZM50 156V157H49ZM77 157V158H79L80 160V164H77V163H79V162H77L76 163V161L75 160H78L77 158H74V157ZM149 158H148V157ZM99 157H101V158H99ZM131 157H133V159L131 158ZM57 158H59L58 159V161H57ZM125 158V157H124ZM135 158V159H134ZM136 158H138V159H136ZM144 158H146V159H144ZM60 159H61V161H60ZM63 159H67L66 161H63ZM68 159H70V161L68 160ZM74 159V161H75V163L72 165V163L74 162V161H72ZM82 159V160H81ZM102 159V160H101ZM134 160V162L132 161V160ZM141 159V160H140ZM147 159H148V162H149V160H150V162H149V165L147 164ZM54 160V161H53ZM107 160V161H106ZM136 160V161H135ZM42 161V160H41ZM69 161V162H68ZM98 161H99V163H98ZM101 161V162H100ZM133 163H132V162ZM138 161H140V163L138 162ZM142 161H143V165H142ZM53 162H55V163H53ZM92 162H93V164H92ZM46 165H45V164ZM67 163L69 164L68 166L69 167H67ZM105 164V166H106V164L107 165H109V166H107V167H105L104 166V164ZM111 163V164H110ZM65 165V167H67V169L64 167V165ZM100 164L101 165H103L105 168H107V169H105L103 166L101 167L100 166ZM133 164H135V165H133ZM89 165V166H90ZM41 167H42V165H40ZM40 166H38L39 168H40V172L38 171V170H36V169H34V170H32V173H31V169L30 168H21V164H20V162H16L15 164H14V168L13 169H17L16 170V172L17 173H19V171H20V176H23V177H26L25 175H26V173H28V175H27V177H29V179H31V180H34V178H35V176H34V174H35V171H36V173L38 172V174L40 173H43V171L44 170H42L43 169V167L41 168ZM92 166H90L91 168H92ZM139 166L141 167V168H139ZM63 167H64V169H63ZM89 167V168H90ZM136 167V168H135ZM18 168H20V169H18ZM140 170H138V169ZM22 169H23V172H22ZM73 169V168H72ZM71 169V170H72ZM80 169H82V170H80ZM135 169V171H133ZM26 170V171H25ZM74 170V169H73ZM72 170V171H73ZM78 170H80V171H83V168H81V167H79V169ZM144 171L145 172V170H146V172L144 173V172H142V171ZM71 171V172H72ZM80 171L78 172V173H76V170H75V173H74V171L72 172V174H70V176H71V180H68V182H67V180H66V175H64V172H63V178H62V180L64 181L65 180V183H68L67 185L68 186H66V187H69L70 188V186H72L71 188L73 189V187H74V189L73 190H77V194H78V192L80 193V190H79V188H78V186L77 187H75V184L73 183V182H79L80 180H83L84 181V179L83 178H86V177H84V175L85 174H83V172H82V174L80 175L79 173H80ZM137 171V172H136ZM15 172V173H16ZM22 172V173H21ZM70 172V173H71ZM139 172H141V174L139 173ZM14 173V172H13ZM16 173V174H17ZM34 173V174H33ZM44 173H45V171H44ZM69 172H67V174H68ZM88 173V181H90V180H92V181H95V178L93 179V178H91L92 176L90 175ZM139 173V174H138ZM145 175H144V174ZM148 173V174H147ZM15 174V175H16ZM21 174H23V175H21ZM39 174V175H40ZM75 174V175H74ZM79 174V175H78ZM99 174V173H98ZM98 174H97V177H100V176H103L104 174H102L101 173V175L100 176H98ZM135 174L137 175L138 174V177H134L135 176ZM30 175V176H29ZM31 175H32V177H31ZM46 175V176H45ZM89 175H90V177H89ZM19 176V175H18ZM34 176V177H33ZM41 176V175H40ZM73 176H75V178L73 177ZM76 176H78L79 178H80V180L78 179V177H76ZM81 176H83V178L81 177ZM86 176H87V174H86ZM151 176V175H150ZM39 177V176H38ZM43 177H46V179L45 180H43L44 178ZM65 177V178H64ZM67 177L69 178V176L67 175ZM111 176H108L107 177V179L106 178H104V180L102 181V184L106 181L107 183H105V185H106V188H107V186L108 187H110V185H111V188H109V189H112V190H114V188L118 185V180H120V179H118V176H113V179L112 178H110ZM147 178V179H145V178ZM2 178V179H1ZM42 178V179H41ZM78 180H77V179ZM91 178V179H90ZM137 179L138 181H136L135 179ZM153 178V177H152ZM38 179H41V180H43L44 181V183H46V182H49L50 184H53V186L52 185H50V184H48L47 183V185H49V189H48V191L47 192H51L52 191V196H50L51 194H49L48 195V198L49 197H53V195H55L56 196V194L57 193H61V192H58V189H59V182L60 181H57V183H59L58 184V186L56 185V182H55V179L53 180L52 179V176H51V182H50V178H49V181H48V176H47V174H44V176L42 175L40 178H38ZM106 179V180H105ZM115 179H117V181L115 180ZM3 180V177H2V174H1V176H0V188L2 187V185L4 186V182L2 181ZM52 180H53V182H55V183H53L52 182ZM111 180H113V181H111ZM130 180V181H129ZM146 181V183L144 182V181ZM3 183H2V182ZM46 181V182H45ZM69 181H71L72 183H69ZM82 181V182H83ZM115 181H116V183H115ZM123 181H125V179L123 180ZM133 181V183H134V185H135V187L136 188H134V185H133V183H131L130 184V182H132ZM78 182L76 183V184H78ZM85 182H86V180H85ZM144 182V183H143ZM2 183V184H1ZM81 183V182H80ZM143 183V184H142ZM54 184L58 187V189H57V193L56 192H54V191H56V189H53L54 188ZM149 184H151V185H149ZM79 185V184H78ZM114 185V186H113ZM116 185V186H115ZM133 185V186H132ZM147 185L149 186L148 187V190L146 189L147 188ZM103 186H104V184H103ZM113 186V187H112ZM141 186H145L144 188L142 187L141 189V191L138 189V188H140ZM50 187H53L51 190H50ZM57 187H55V188H57ZM65 186H63V188H61V190L60 191H66V187L64 188ZM79 187H80V185H79ZM102 187V186H101ZM105 187V186H104ZM121 186L119 185V187H116V188H120ZM3 188V187H2ZM77 188V189H76ZM153 188V189H152ZM23 188H21L19 191H17L18 193H17V198L18 199H16V201L14 202V203H12V204H14V206H11L13 209H8L6 212H3V213H1L0 212V237H2L3 235H6V234H8L9 233V235H11L12 236V233H14L13 234V237L16 235V233L17 234H21V237L22 238H25V237H27L28 235H30V236H32V237H30L29 236V239H27V241L29 242V244H31V243H34L36 240H43L44 242H47V244H45V246L43 247V250H48V249H50L49 250V253L55 248V242H56V237H55V234H58V236L60 237V236H67V237H69L70 235H71V233H72V231H76L77 233H83V229H82V227L80 228V230L82 231H80V230H78L77 229V225H73L74 224V222L73 221H69V220H67L66 222H64V218H62V216H64L63 214H58V213H56V214H54V215H49V216H45V217H42V218H33V223L32 224H29L28 222H25V219H26V216L23 214L22 216L21 215H19V214H17V209L18 208H23L27 203H29V198H28V194H25V195H23V194H21L22 192H25V187H24V191L22 190ZM125 189V190H124ZM135 189V190H134ZM144 189V190H143ZM155 189V190H154ZM21 190H22V192H21ZM99 190H101V192H102V189H99ZM160 190V191H159ZM67 191H68V189H67ZM146 191V192H145ZM21 192V193H20ZM53 192H54V194H53ZM74 192V191H73ZM100 192V191H99ZM101 192H100V195H102L101 194ZM150 192V193H149ZM12 193H14V192H12ZM56 193V194H55ZM15 194V193H14ZM19 194V195H18ZM104 194V193H103ZM140 194V197H142L143 195H141ZM164 194V193H163ZM7 196V193L6 194H4V193H2L1 191H0V196L1 197H3V196ZM16 195V194H15ZM42 195H44V196H42ZM41 196H42V198L43 197H45V199H46V197H47V194H45V193H43ZM216 196H218V197H216V200L215 201H217V202H214L213 203V206H212V208H210L209 209V207L208 206H206V208L208 209V210H214V208L216 209L217 207H219L220 205H221V202H223V199H219V198H221L219 195L220 194H215ZM12 196V195H11ZM40 196V197H41ZM64 196H65V194H64ZM75 197L76 196V199L78 198V196H79V194H78V196L76 195V194H74V195H70L69 196V198L68 197H66V198H64L65 199V201H66V199L69 201V199L71 198L72 199V197ZM146 196H144L145 198H147ZM157 196H155L154 198H156ZM163 196H165V195H163ZM208 197H206L207 199H203L202 201H208V199L211 201V194H209V195H207ZM14 197H11V200L12 201H14L15 199H13ZM103 198V197H102ZM109 198V197H108ZM45 199L43 200V201H45ZM107 199V198H106ZM106 199H104L105 200V202H107V200ZM10 200V201H11ZM47 200H49L48 202H49V204H47ZM104 200L102 201V200H100V203L102 204H104L106 207H107V205L109 204V203H104ZM110 204H109V206H110V208L109 207H107V208H109L108 209V211H107V209H106V212L105 213H107V214H104L106 217H99V216H97V222H96V219H95V221H94V223H93V225L92 226H90L91 227V229H92V227H93V230L95 229V231L96 232H93V230H91L90 229V227L87 229V232H84V234H87V233H91V231L93 232V234H92V238H91V240H96L97 239V234H98V232H100V233H104L106 230H105V228H106V225H108L107 226V228H108V230H110V231H112L113 230V228H114V226H115V228L117 229L118 228V230L120 231H122L123 230V232H121L122 233V236H125V237H122L121 236V238L120 237H118V241H120V239H122L123 238V240H121L122 242H125V239L127 238V237H130L131 236V234H132V236H131V239H129L130 241H132V242H128V239L126 240L127 241V243L128 244H131L132 245V243L133 242H135L134 241V236H133V234L134 233H132V227H134V226H139V221H140V217L138 218V211L137 212H135L136 210H131L130 211V209H129V212H130V214H132V215H130V216H132V217H130V216H127L126 218H128V221H126L127 223H124L123 224V220L121 221V218H120V216H118V218H117V216L116 215H114V214H116L117 213V215L119 214L118 212H117V210H116V208H113L114 210H116V211H114L113 213L114 214H112V215H114V216H112V215H109V214H111V212H112V210H111V205H112V202L115 200V202H113L114 203V205L116 204V205H118L117 203H118V199H117V197H115V198H113V199H111L110 198ZM7 200H5L4 202H3V205H5L6 206V202ZM9 201V200H8ZM7 201V202H8ZM10 201H9V203H7V204H9V207H10ZM11 201V202H12ZM42 201V202H43ZM71 201V200H70ZM218 201H220V202H218ZM46 202V203H45ZM44 203L45 204H47V205H51L52 204V201H51V199L49 198V199H46V201H45ZM50 202H51V204H50ZM136 203H138V201H135ZM134 202V203H135ZM5 203V204H4ZM203 203V202H202ZM103 204H102V207H104L103 206ZM204 204V203H203ZM3 205H0V209H1V207L3 206ZM114 206V207H117V206ZM125 205H127V203H125ZM131 205L132 204H129L128 205V207H130L131 208ZM101 206V205H100ZM124 206V204L122 205V207ZM10 207V208H11ZM101 207V208H102ZM106 207H104V208H102V209H100V210H104ZM113 207V206H112ZM7 208H8V206H7ZM118 208H119V206H118ZM121 208V207H120ZM125 208H126V206H125ZM3 209V208H2ZM4 210V209H3ZM123 210V209H122ZM211 210V211H212ZM5 211V210H4ZM100 212V211H99ZM49 214H51V213H49ZM97 215H98V213H97ZM102 215V214H101ZM136 218H135V217ZM109 217V218H108ZM117 219H116V218ZM100 218V219H99ZM129 218H130V221H131V219H132V221L130 222L129 221ZM138 218V219H137ZM103 219V221L101 222V220ZM107 219H109V221H110V219H111V221H110V223L112 224H110V223H108V222H106V220ZM113 219H115V220H113ZM45 221V222H47V223H49L50 224V226L52 227V229H53V232L52 231H47V232H45V229H43V228H40L39 227V221ZM105 220V221H104ZM69 221V222H68ZM113 221L114 222H118V223H120L119 225H120V227H119V225H117V227H116V225H114V223H113ZM68 223V224H67ZM69 223H71V224H69ZM96 223V224H95ZM117 223V224H118ZM131 225H130V224ZM137 223V224H136ZM77 224V223H76ZM95 224V225H94ZM103 224V225H102ZM111 225V229H109L110 228V225ZM116 224V223H115ZM127 224V225H126ZM68 225V226H67ZM98 225H101V227L100 226H98ZM95 226V227H94ZM100 227V229L98 228V227ZM68 227V228H67ZM70 227H74V228H76L77 230H74V228H70ZM120 228V229H119ZM122 228V229H121ZM124 228V229H123ZM126 228H129V230H131V231H129L128 229H126ZM126 229V230H125ZM100 230V231H99ZM107 230V231H108ZM115 230V229H114ZM113 230V231H114ZM79 231V232H78ZM84 231H86V229L84 230ZM105 232V236H104V234H101V236H102V238H103V240H101L100 241V239H99V234H98V239L95 241L97 244H99V246L101 247V248H103V246L104 245H100V243L99 242H102V241H104V238L105 237H107V233L108 232ZM119 231H115L114 233H116L117 232V236H118V233L120 234V232ZM127 231V233H125ZM129 231V232H128ZM10 232H12L11 234H10ZM94 233H96V235L94 234ZM113 233V232H112ZM104 236V237H103ZM108 236H111V234H108ZM112 236H113V234H112ZM114 236H115V234H114ZM113 236V237H114ZM95 237H96V239H95ZM139 238H137V239H139V240H141V236L139 235L138 236ZM101 238V239H102ZM112 238V237H111ZM137 239H135V240H137ZM109 240H111L112 242H114V239L112 238V239H109V237H107V239L105 240V246H106V242H110ZM115 240H117V238L115 239ZM139 240H137L138 242H139ZM118 241H116L117 243H116V245L117 244H119V242ZM112 242H110V244H112ZM122 242H120V243H122ZM127 243H125V247H124V245L123 244H121V245H123V247L126 249V248H130V246L131 245H127ZM120 244H119V246L118 247H121L122 248V246H121ZM129 246V247H128ZM107 247V248H106ZM105 247V250H107L109 247V250L112 248V247H115V246H113L112 245V247L111 246H109L108 244H107V246ZM117 247V246H116ZM124 248H122L123 250H125ZM211 248V247H210ZM104 249V248H103ZM209 249V248H208ZM116 251H117V248H116ZM145 251H146V248H145ZM149 251V249L147 248V251L146 252H148ZM205 252V251H204ZM123 255H125V254H123ZM123 255H121V256H119L120 258H124V256ZM18 256V255H17ZM19 256H22V254L20 255L19 254ZM18 256V262L20 263V264H36L35 262H33V261H25L26 259H24V258H21V260H19V257ZM128 256V255H127ZM126 255H125V258H128ZM222 256V255H221ZM22 257H24V255L22 256ZM118 257V256H117ZM198 257V256H197ZM223 257V256H222ZM16 258L17 257H15V260H16ZM51 258H52V255L50 256V261H51ZM196 258V257H195ZM225 258V257H224ZM8 259V258H7ZM24 259V260H23ZM10 260V261H9ZM5 261H6V259H5ZM5 261H3V262H1V264H12L11 263V259H8L7 260V262L5 263ZM9 261V262H8ZM12 261H14V258L12 259ZM22 263H21V262ZM24 261V262H23ZM48 262L46 261V259H43L42 261H40L38 264H47ZM259 263H262V264H264V261H262V262H259ZM103 264H106V263H103ZM121 264H125V263H121Z\"/></svg>","mask_w":264,"mask_h":264}]
</instances>
